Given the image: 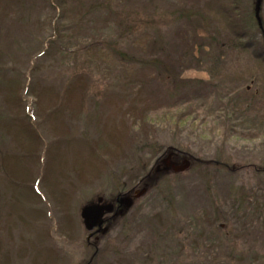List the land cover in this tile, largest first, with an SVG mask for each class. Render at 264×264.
<instances>
[{"label": "rangeland", "instance_id": "374dc122", "mask_svg": "<svg viewBox=\"0 0 264 264\" xmlns=\"http://www.w3.org/2000/svg\"><path fill=\"white\" fill-rule=\"evenodd\" d=\"M230 10L264 41L256 0H0V264H86L87 239L93 264H264V100L233 133L218 118L250 78L264 92L251 53L218 46ZM135 107L161 122L141 133Z\"/></svg>", "mask_w": 264, "mask_h": 264}, {"label": "trees", "instance_id": "16d2710c", "mask_svg": "<svg viewBox=\"0 0 264 264\" xmlns=\"http://www.w3.org/2000/svg\"><path fill=\"white\" fill-rule=\"evenodd\" d=\"M231 10H233L234 15H236L237 12L239 13V15H241L240 10L238 7H236V5H233V9H231ZM231 10L229 12H227L225 15H226L227 22H228L227 27L229 28V29L228 28L227 29H228V31H231V34L232 33L234 34L235 38L229 40L226 45L220 43V45L218 44V46L220 47L221 50L234 49L237 51L249 52V53H251L250 55H251L252 59L254 61H256L255 63L258 64V67L259 66L264 67V50L262 52H257V50H259L258 44H260L262 46V48L264 49V41L261 43V42L257 41V39H255V37L253 38L252 35H250V33L243 31L244 29H242V28L240 29L239 25L236 22V21H239V15L232 18ZM255 12H256V10H255ZM260 14H261V11H260ZM259 17L261 20V25L259 24V22H257V25H258V28L261 30V33H262V36L264 39V23L262 21L261 15H259ZM256 19H257V17H256ZM203 53L208 54L207 52L204 51V49H203ZM250 60H251V58H250ZM158 63H159L158 67H160L162 72H165V73L172 75V72L169 70L170 68L168 66H166L165 64H160V62H158ZM209 74L212 75V71H210ZM250 80L251 81L249 82L248 85H246V87L244 89L246 97L249 99L247 102V106L240 109L239 114L235 111L231 112L230 109H229V111H225V109H222L219 111V117L218 118L225 125L224 129L226 130L227 133H231V130H232V133L234 131H236V129H237L236 125H235L236 115L245 116L247 114H250L252 108H254L253 110L256 109L253 103L264 100V92L261 89L260 85H258L259 80H255L253 78H250ZM200 82L201 83L203 82V84H205V85H211V86L215 85L214 81L209 82V83L206 81H202V80L197 81V83H200ZM251 82H252V85H251ZM253 83H254V85H253ZM144 114H145L144 110L137 109L135 107L131 110L130 115H129L135 123L134 126L136 128L139 127L140 131H142L141 133H144L148 121L157 123V120H156V118H157V119H159L158 122H161L157 113H153L154 115L151 117V119L149 117H146V118H148V119H146ZM240 114H242V115H240ZM163 115L165 117L163 121L166 122V125H171L175 128H179L182 125V127L187 128V131H191V132H194L197 129V126H195V122L197 121V118L192 117L193 113L191 110H187L186 108H182V109L181 108H174V109L171 108L170 110L166 111V113H164ZM258 115L261 119H264V115L259 114V113H258ZM256 118H257V116L255 117V119ZM260 122L262 123V121H259V123ZM231 123H232V126H231ZM226 126H227V128H226ZM262 128L263 127H259L258 129H255V130H261ZM249 130L252 131L253 129H249ZM203 131H204V129H203ZM231 137L234 138L235 136L232 134ZM252 139H253V137H252ZM37 141H38V139L35 140V145L33 147L36 149L35 152H37ZM38 143H39V141H38ZM89 158H91V161L87 160V162H91V163H94L95 161L102 162V159H99V155L97 154V152L90 153ZM103 158H104V156H103ZM187 159H188L191 167H195V166L199 165L198 163H202L201 161H196L192 157H188ZM34 160H36V159H34ZM31 161H32V164H35L33 162V158ZM204 163H206L208 166L209 165H218L217 161H208V162H204ZM190 166H189V168H190ZM231 171H235V170L233 169ZM168 173H170V172H168L167 169H164L162 171H159V170L154 171L153 170L148 174L146 179L144 181H142V183H144L145 186H149L148 188H150L151 187V184L149 182L150 178L156 177L159 175L168 174ZM152 186H153V184H152Z\"/></svg>", "mask_w": 264, "mask_h": 264}, {"label": "water", "instance_id": "95a60500", "mask_svg": "<svg viewBox=\"0 0 264 264\" xmlns=\"http://www.w3.org/2000/svg\"><path fill=\"white\" fill-rule=\"evenodd\" d=\"M257 3H256V17L261 25V20H260V11H261V5H262V1L261 0H256ZM190 165L189 162L186 163V166L188 167ZM183 169L182 168H175V171L176 172H181ZM87 217H88V226L89 227H93L96 223V215L95 213H92V214H86ZM103 223H100L99 226H102Z\"/></svg>", "mask_w": 264, "mask_h": 264}, {"label": "flooded vegetation", "instance_id": "af4514ba", "mask_svg": "<svg viewBox=\"0 0 264 264\" xmlns=\"http://www.w3.org/2000/svg\"><path fill=\"white\" fill-rule=\"evenodd\" d=\"M117 203H119V201L117 202ZM120 205V204H119ZM119 209H120V207H118V211H119ZM95 215H96V223H103L102 224V226L104 225V224H106V221H99L100 220V218H101V215H100V213H95ZM99 224H98V229L100 230L101 228H102V226H99ZM91 240L92 239H87L86 240V248H91V249H94L95 250V252H94V254H93V256H92V258L86 263V264H93V261L95 260V256L97 255L96 254V251H97V247H96V245H94L92 242H91ZM94 240H96V241H100L99 239H94Z\"/></svg>", "mask_w": 264, "mask_h": 264}]
</instances>
